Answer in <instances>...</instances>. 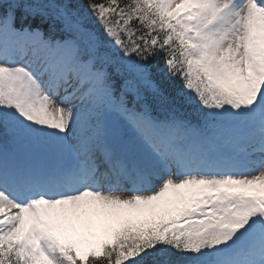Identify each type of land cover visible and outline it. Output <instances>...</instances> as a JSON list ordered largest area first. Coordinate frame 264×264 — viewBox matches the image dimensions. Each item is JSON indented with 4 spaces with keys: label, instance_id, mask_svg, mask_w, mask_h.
<instances>
[{
    "label": "snow or ice",
    "instance_id": "obj_1",
    "mask_svg": "<svg viewBox=\"0 0 264 264\" xmlns=\"http://www.w3.org/2000/svg\"><path fill=\"white\" fill-rule=\"evenodd\" d=\"M0 264H264V0H0Z\"/></svg>",
    "mask_w": 264,
    "mask_h": 264
}]
</instances>
